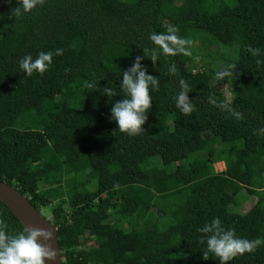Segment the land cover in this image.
<instances>
[{
  "label": "trees",
  "instance_id": "16d2710c",
  "mask_svg": "<svg viewBox=\"0 0 264 264\" xmlns=\"http://www.w3.org/2000/svg\"><path fill=\"white\" fill-rule=\"evenodd\" d=\"M14 7L0 0V181L56 227L61 264H219L201 259L197 231L214 217L260 241L227 264H264V0H44L21 18ZM168 24L191 56L153 62L148 35ZM57 48L44 74L18 68ZM136 56L159 86L145 131L129 137L109 108ZM0 220L24 229L1 200Z\"/></svg>",
  "mask_w": 264,
  "mask_h": 264
},
{
  "label": "clouds",
  "instance_id": "9594fccd",
  "mask_svg": "<svg viewBox=\"0 0 264 264\" xmlns=\"http://www.w3.org/2000/svg\"><path fill=\"white\" fill-rule=\"evenodd\" d=\"M15 3L16 7L11 10V16L21 18L38 5H43L44 0H15ZM177 31L174 25L168 24L164 32H150L148 40L153 47L143 48L145 57L155 62L158 59V52L160 55L168 56L177 54L191 56L192 41L178 36ZM62 51L60 48L54 51H40L35 58L25 55L18 61V68L26 76L33 73L42 75L52 65L53 56L61 55ZM249 51L255 57L260 49L250 48ZM140 60L141 57L136 56L130 67L120 72L119 89L123 96L119 95L121 98L113 102L109 108V120L114 121L116 129L129 137L145 131L143 125L152 102L149 93L150 90H157L159 86L157 77L147 74ZM255 63L259 66L264 61L256 59ZM233 69L234 65L229 64L223 70L217 71L215 77L219 80L233 75ZM169 71H175V66H171ZM97 82L90 83L88 87L96 90ZM179 85L180 91L175 96V107L187 115L194 110L187 96L189 85L183 79L179 81ZM100 94L109 99L117 95L113 88L106 86L100 90ZM259 131L264 132V128ZM197 231L203 234L199 237V241L204 245L201 259L207 260L211 257L218 260L219 264H227L238 255L254 252L260 243L258 239L249 240L236 236L231 228L225 229L215 217L197 228ZM41 240L45 242L52 240V233L42 228H25L15 234H9L5 231V222L0 220V264H45V260L54 261L55 250L50 244L41 243Z\"/></svg>",
  "mask_w": 264,
  "mask_h": 264
},
{
  "label": "water",
  "instance_id": "95a60500",
  "mask_svg": "<svg viewBox=\"0 0 264 264\" xmlns=\"http://www.w3.org/2000/svg\"><path fill=\"white\" fill-rule=\"evenodd\" d=\"M0 200L5 203L14 216L18 219L22 227L42 228L52 233V240L47 242L41 240V243H48L55 250V260L47 261L45 264H61V250L57 242L56 227L48 217H45L29 201V199L16 190L13 186L0 181Z\"/></svg>",
  "mask_w": 264,
  "mask_h": 264
},
{
  "label": "rangeland",
  "instance_id": "374dc122",
  "mask_svg": "<svg viewBox=\"0 0 264 264\" xmlns=\"http://www.w3.org/2000/svg\"><path fill=\"white\" fill-rule=\"evenodd\" d=\"M225 87L229 90V86L225 85ZM209 147H210V149H214V146H213V145H210ZM148 194H149V193H148ZM248 203H249V202H248Z\"/></svg>",
  "mask_w": 264,
  "mask_h": 264
}]
</instances>
